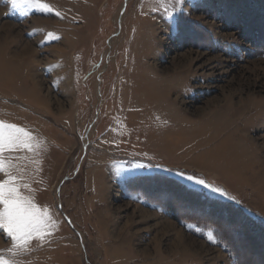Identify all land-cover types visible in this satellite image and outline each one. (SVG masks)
Instances as JSON below:
<instances>
[{
  "label": "rangeland",
  "instance_id": "1",
  "mask_svg": "<svg viewBox=\"0 0 264 264\" xmlns=\"http://www.w3.org/2000/svg\"><path fill=\"white\" fill-rule=\"evenodd\" d=\"M42 3L0 0V120L42 142L4 160L56 227L15 254L0 229V255L264 264L224 229L264 223V0Z\"/></svg>",
  "mask_w": 264,
  "mask_h": 264
},
{
  "label": "snow or ice",
  "instance_id": "2",
  "mask_svg": "<svg viewBox=\"0 0 264 264\" xmlns=\"http://www.w3.org/2000/svg\"><path fill=\"white\" fill-rule=\"evenodd\" d=\"M27 2L41 10L51 11L50 6L42 3V0H27ZM11 3L16 6L18 0H11ZM56 14L59 15V13ZM48 37L56 38L52 33H49ZM41 144L42 142L26 129L0 120V172H4L7 176L0 181V229H3L11 238L13 247L8 251L13 254L18 249L27 250L33 239L43 241L56 227L50 212L47 209L41 210L30 196H25L21 192L19 181L23 180V176L11 174L10 169L14 166L10 162L7 167L5 166V152L17 150L32 152L39 149ZM137 167H143V165H137ZM188 179L193 178L188 177ZM197 182L205 183L203 180ZM23 187L28 188L29 185L25 183ZM216 191L221 192L220 189ZM212 238L209 234V239ZM0 264H15V262L0 255Z\"/></svg>",
  "mask_w": 264,
  "mask_h": 264
},
{
  "label": "trees",
  "instance_id": "3",
  "mask_svg": "<svg viewBox=\"0 0 264 264\" xmlns=\"http://www.w3.org/2000/svg\"><path fill=\"white\" fill-rule=\"evenodd\" d=\"M225 203H228V201H224ZM225 203H222L220 204V207L218 210H221L223 211V213L225 212L224 209L225 206H227V204ZM218 205L217 206H213V209H217ZM231 208H233V213H235V215L237 214V216L240 217L239 221L237 223H233L232 221L234 220H231V222H228L227 224H225V231L221 228V230L225 233H228V230L230 229H233L234 230V233H236V235L238 234H241L242 236H247V237H253V238H256L257 239H260L258 241H262L264 242V223L260 222V221H255V220H252L249 218V216L243 214L241 211H239V208L235 207V206H232ZM228 214V217H230V213L229 211L227 212ZM218 215H222V214H218ZM249 220H248V219ZM235 222V221H234ZM232 227V228H231ZM234 227V228H233ZM229 230V232H230ZM226 237V235H225ZM239 237V235L237 236ZM229 238V236L226 237V239ZM263 247H264V244H263Z\"/></svg>",
  "mask_w": 264,
  "mask_h": 264
},
{
  "label": "bare ground",
  "instance_id": "4",
  "mask_svg": "<svg viewBox=\"0 0 264 264\" xmlns=\"http://www.w3.org/2000/svg\"><path fill=\"white\" fill-rule=\"evenodd\" d=\"M226 101H227V100H226ZM241 101H242V100H241ZM241 101H240V102H241ZM232 167H233V166H232ZM234 168H235V167H234Z\"/></svg>",
  "mask_w": 264,
  "mask_h": 264
}]
</instances>
